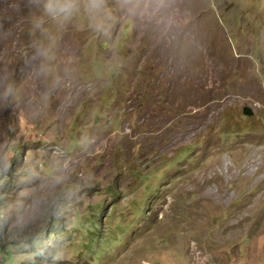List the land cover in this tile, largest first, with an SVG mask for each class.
Instances as JSON below:
<instances>
[{"label":"rangeland","instance_id":"374dc122","mask_svg":"<svg viewBox=\"0 0 264 264\" xmlns=\"http://www.w3.org/2000/svg\"><path fill=\"white\" fill-rule=\"evenodd\" d=\"M181 5L169 37L120 0L51 39L0 14V264H264V0Z\"/></svg>","mask_w":264,"mask_h":264},{"label":"clouds","instance_id":"9594fccd","mask_svg":"<svg viewBox=\"0 0 264 264\" xmlns=\"http://www.w3.org/2000/svg\"><path fill=\"white\" fill-rule=\"evenodd\" d=\"M85 7L92 27L96 31H103L104 21L108 17L106 0H0V14L4 20L16 16L22 8H27L31 13L32 9H38L42 13L40 17L33 20V31H40L42 35L48 36L44 27V18H47L59 25H65ZM123 11L142 22L155 26L162 37H169L180 29L181 24L187 15L186 10L181 6V0H120ZM3 21H0L2 27ZM32 56L25 61V69L31 76L47 77L52 71V62L55 54L51 44L37 42L33 45ZM23 72L24 69H21ZM0 88L3 89L2 99L7 100L16 92L14 81L5 70L0 77ZM39 202H34L33 210H36Z\"/></svg>","mask_w":264,"mask_h":264},{"label":"trees","instance_id":"16d2710c","mask_svg":"<svg viewBox=\"0 0 264 264\" xmlns=\"http://www.w3.org/2000/svg\"><path fill=\"white\" fill-rule=\"evenodd\" d=\"M11 179V177H6V180H10ZM12 187V182H9V184L7 185V189H10ZM4 196V195H3ZM3 196H1L0 197V211H2V209L3 208H1V205L3 204ZM0 217H1V215H0ZM7 244L6 243H2V244H0V252H2V253H5V252H7L6 250V246Z\"/></svg>","mask_w":264,"mask_h":264},{"label":"water","instance_id":"95a60500","mask_svg":"<svg viewBox=\"0 0 264 264\" xmlns=\"http://www.w3.org/2000/svg\"><path fill=\"white\" fill-rule=\"evenodd\" d=\"M244 114L246 116H252L253 112H252V110L250 108L246 107V108H244Z\"/></svg>","mask_w":264,"mask_h":264},{"label":"bare ground","instance_id":"6f19581e","mask_svg":"<svg viewBox=\"0 0 264 264\" xmlns=\"http://www.w3.org/2000/svg\"><path fill=\"white\" fill-rule=\"evenodd\" d=\"M184 5L188 6L189 4H188V5H187V4H184ZM184 5H181V6L183 7ZM186 6H184V7H186ZM190 8H191V7H190ZM184 9H185V8H184ZM187 9H189V7H187ZM188 13H189V12H188ZM191 13H192V12H191ZM187 15H188V14H187ZM201 24H202V26H203L204 22L202 21ZM204 27H205V25H204ZM189 31H190V30H189ZM190 33H191V31H190ZM220 58H221V57H220Z\"/></svg>","mask_w":264,"mask_h":264}]
</instances>
